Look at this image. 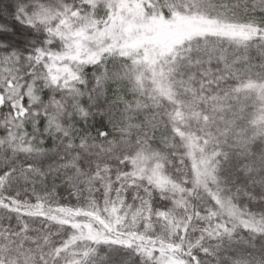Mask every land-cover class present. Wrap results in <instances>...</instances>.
I'll list each match as a JSON object with an SVG mask.
<instances>
[{"label": "snow or ice", "instance_id": "1", "mask_svg": "<svg viewBox=\"0 0 264 264\" xmlns=\"http://www.w3.org/2000/svg\"><path fill=\"white\" fill-rule=\"evenodd\" d=\"M0 264H264V0H0Z\"/></svg>", "mask_w": 264, "mask_h": 264}]
</instances>
